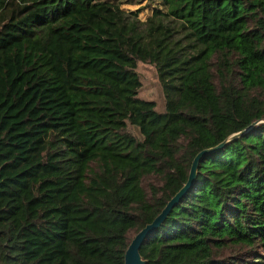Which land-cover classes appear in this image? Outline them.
Instances as JSON below:
<instances>
[{
    "label": "trees",
    "instance_id": "trees-1",
    "mask_svg": "<svg viewBox=\"0 0 264 264\" xmlns=\"http://www.w3.org/2000/svg\"><path fill=\"white\" fill-rule=\"evenodd\" d=\"M132 4V1H128ZM0 0V264H264V0ZM156 72L158 112L137 63ZM217 79V88L213 83ZM154 174L160 185L140 178Z\"/></svg>",
    "mask_w": 264,
    "mask_h": 264
},
{
    "label": "rangeland",
    "instance_id": "rangeland-1",
    "mask_svg": "<svg viewBox=\"0 0 264 264\" xmlns=\"http://www.w3.org/2000/svg\"><path fill=\"white\" fill-rule=\"evenodd\" d=\"M120 8L123 10L139 9L137 17L143 21L151 12V5L149 0H119ZM128 1H132L129 4ZM136 71L139 75L141 83L140 89L137 93L139 98L151 100L155 104L158 112L163 111V98L160 86L157 81L156 72L152 65L148 63L138 62ZM213 83L217 88V79H213ZM141 187L149 193L148 186H159L160 180L157 175L149 174L140 178ZM134 231H128L127 238L130 239ZM259 256H263V252L258 245L244 246V245H230L226 244L221 249H218L215 258L221 264H259Z\"/></svg>",
    "mask_w": 264,
    "mask_h": 264
},
{
    "label": "water",
    "instance_id": "water-1",
    "mask_svg": "<svg viewBox=\"0 0 264 264\" xmlns=\"http://www.w3.org/2000/svg\"><path fill=\"white\" fill-rule=\"evenodd\" d=\"M242 133V131L238 133H234L227 138H225L223 141L218 143L216 146L204 149L202 151H199L192 159L188 175L186 178V181L184 184L178 189V191L165 203L164 207L161 209V211L152 219L150 223L145 224L141 229L136 231L133 236L129 239L128 245L126 246L124 253H123V264H144V261L141 259L140 254L138 252V249L140 245L147 239V237L152 233V231L157 228L160 223L163 221V219L166 217L170 209L173 207V205L178 201L180 197L184 195V193L187 191V189L190 187L191 183L193 182V179L195 177V171H196V165L198 163V160L201 158L203 154L212 152L219 147L223 146L227 142L231 141L235 137L239 136Z\"/></svg>",
    "mask_w": 264,
    "mask_h": 264
}]
</instances>
